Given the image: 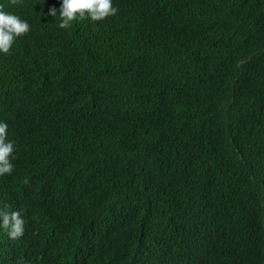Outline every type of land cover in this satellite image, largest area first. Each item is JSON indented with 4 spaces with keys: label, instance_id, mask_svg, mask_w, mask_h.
I'll return each instance as SVG.
<instances>
[{
    "label": "trees",
    "instance_id": "1",
    "mask_svg": "<svg viewBox=\"0 0 264 264\" xmlns=\"http://www.w3.org/2000/svg\"><path fill=\"white\" fill-rule=\"evenodd\" d=\"M113 6L0 0L31 26L0 54V264H264V0Z\"/></svg>",
    "mask_w": 264,
    "mask_h": 264
},
{
    "label": "clouds",
    "instance_id": "2",
    "mask_svg": "<svg viewBox=\"0 0 264 264\" xmlns=\"http://www.w3.org/2000/svg\"><path fill=\"white\" fill-rule=\"evenodd\" d=\"M118 8L113 0H60V7L49 8L48 15L59 17L61 29L70 28L73 22L84 18L90 21H102L116 15ZM26 19L0 7V54H8L14 41L30 31ZM15 142L8 138V124L0 121V176L11 174ZM0 230L7 233L10 239H18L24 235L25 219L22 210L0 207Z\"/></svg>",
    "mask_w": 264,
    "mask_h": 264
},
{
    "label": "rangeland",
    "instance_id": "3",
    "mask_svg": "<svg viewBox=\"0 0 264 264\" xmlns=\"http://www.w3.org/2000/svg\"><path fill=\"white\" fill-rule=\"evenodd\" d=\"M3 8V7H2Z\"/></svg>",
    "mask_w": 264,
    "mask_h": 264
}]
</instances>
